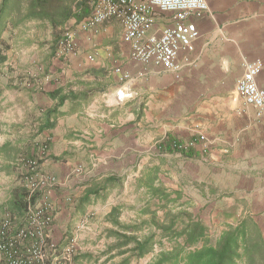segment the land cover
<instances>
[{
  "label": "crops",
  "instance_id": "obj_1",
  "mask_svg": "<svg viewBox=\"0 0 264 264\" xmlns=\"http://www.w3.org/2000/svg\"><path fill=\"white\" fill-rule=\"evenodd\" d=\"M206 1L207 11L189 18L199 35L191 51L179 53L176 70L133 59L116 17L89 29L70 21L76 51L53 58L44 89L79 80L104 89L79 110L67 102L56 128L43 135H51L52 153L78 155L74 163L84 171L71 183L59 176L53 193L57 237L85 181L101 174L128 177L131 168L141 175L149 163L182 197L189 186V211L208 229L248 219L264 233V117L236 91L255 60L263 63L257 82L264 87V0ZM172 24L171 13H158L152 32ZM186 142L193 144L175 146ZM43 168L51 171L45 162ZM65 193L74 194L70 203L61 199Z\"/></svg>",
  "mask_w": 264,
  "mask_h": 264
},
{
  "label": "trees",
  "instance_id": "obj_2",
  "mask_svg": "<svg viewBox=\"0 0 264 264\" xmlns=\"http://www.w3.org/2000/svg\"><path fill=\"white\" fill-rule=\"evenodd\" d=\"M95 2L0 0V77H7L6 83L0 82V137H6L0 141V174L18 180L35 170H44L47 159L56 162L66 159V153L59 156L52 153L51 135L44 139V133L56 128L67 102L72 111L79 110L104 87L101 83L79 80L45 90L44 79L50 74L49 65L58 55L64 32L73 29L70 21L81 22L90 15ZM29 24L34 26V43L44 52L46 64L35 73L28 69L15 72L9 62V52L14 47L12 39ZM93 72L94 69L86 70ZM40 95L48 102L40 103L37 99ZM11 109L21 110V118L5 119L3 116ZM158 173L149 163L136 179L143 198L139 206L129 208H137L140 217H146L132 222L122 219L127 205L118 197L125 189L126 174L96 175L83 183L82 192L73 200L64 243L73 238L75 220L86 217L90 206L100 200L104 203L112 195L115 200L104 214L110 225L96 237L97 242L103 241L104 248L98 255L75 249L71 264H83L101 256H106V263L132 264L151 254L154 255L151 264H264L262 229L253 227L248 219L229 229H208L203 220L189 211V202L181 200L182 193L170 190L160 181ZM27 195L25 187L11 184L1 206L21 216L28 204Z\"/></svg>",
  "mask_w": 264,
  "mask_h": 264
},
{
  "label": "built area",
  "instance_id": "obj_3",
  "mask_svg": "<svg viewBox=\"0 0 264 264\" xmlns=\"http://www.w3.org/2000/svg\"><path fill=\"white\" fill-rule=\"evenodd\" d=\"M207 9L206 0H96L80 27L89 29L116 17L123 23V38L130 46L133 59L176 70L179 53L191 51L199 35L197 25L189 18L201 16ZM158 13H171L173 19V24L164 26L160 34L152 32ZM75 47V30L67 29L58 55H66ZM262 66L261 60L249 62L237 81L236 91L264 117V87L257 82ZM127 76L123 74V78ZM192 144L175 143V146L185 148ZM16 184L27 189L28 204L18 216L2 207L5 199H0V264H71L76 239L71 238L66 244L54 231L53 193L59 184L57 175L39 169L19 178Z\"/></svg>",
  "mask_w": 264,
  "mask_h": 264
},
{
  "label": "rangeland",
  "instance_id": "obj_4",
  "mask_svg": "<svg viewBox=\"0 0 264 264\" xmlns=\"http://www.w3.org/2000/svg\"><path fill=\"white\" fill-rule=\"evenodd\" d=\"M35 29L33 24H29L28 28L18 31L14 34V37L12 39L13 41V48L9 52V62L12 63L15 72H19L21 70L28 69L32 73L38 72L39 66L44 67V52L41 49L37 48V45L34 43L35 39ZM77 47V46H76ZM76 47L74 48L73 51L70 53H74L76 51ZM53 60V59H52ZM51 65H49L50 67ZM50 73V71H49ZM48 80L44 79V87L47 85L45 84ZM0 82L1 83H6L7 82V77L6 76H1L0 77ZM7 94V92H6ZM38 101L42 104L47 103L48 100L44 95H40L37 97ZM16 110V109H15ZM15 110H9L3 117L7 120H13V119H20L21 118V110L15 111ZM17 113V114H16ZM5 136L0 137V141L5 140ZM58 142V139H57ZM57 156L62 155V154H56ZM78 155H72L69 154L66 156V159L63 161H53L52 159H47L45 164L49 165V168H51V172L57 175L59 182L61 181L60 177L63 179L65 178L66 180H70V183L74 175H82L83 174V166L82 164L76 165L78 163L76 162ZM83 161L86 162L85 157L83 158ZM71 164H69V163ZM67 163V164H66ZM74 163V164H72ZM44 165V163H43ZM70 167L71 170L73 169L74 172H72L70 175H66L63 172V168L65 167ZM82 166V169L80 167ZM55 169V170H54ZM45 170V169H44ZM50 171V170H48ZM60 176V177H59ZM140 176V173L138 174L137 170L134 168H131L128 172V182L125 184V189L122 191L121 195H118L119 200L122 203H125L127 205V209L123 212L122 214V219L127 221V222H132V221H139L140 218L146 217V216H141L140 213L135 209H130L129 207H132V205H135L136 207L139 206L140 201L143 198L142 190L138 188V184H136V179ZM172 177H169L165 181L168 184L171 183L170 179ZM17 180L8 177L4 174H0V199L2 200L3 197L7 195L8 192V187H10L11 184H16ZM73 186V185H71ZM169 189H172L171 186L167 185ZM186 193H183L185 197H181L182 201H188L189 202V186L185 187ZM74 190V187H70L68 192H71ZM63 193V192H62ZM74 194H64L61 199L70 203L69 199ZM188 197V199H187ZM115 200V196H109L108 200L106 202H102L101 200L98 201L96 204H93L92 206L89 207L88 210V215L84 218H77L74 223V229L73 231V238L76 239V249H81L82 251H88L90 253H93L94 255H98L99 252L104 248L103 241H96L97 235L101 232V230L105 227H108L110 224L105 221L104 219V214L110 209V204L111 201ZM67 207L69 204L66 205ZM71 209L66 211L67 219L68 221L70 220V213ZM68 225V222H66ZM67 227L64 229H59L57 235L60 240H65L66 239V232ZM215 230V229H213ZM159 249H157L158 251ZM154 258V255L151 254L145 258L139 259L132 264H151L152 260ZM106 256H101V258L95 260L94 258L92 260H85L83 264H110L111 261L106 263L105 261Z\"/></svg>",
  "mask_w": 264,
  "mask_h": 264
}]
</instances>
